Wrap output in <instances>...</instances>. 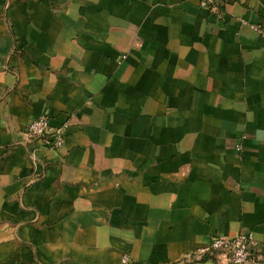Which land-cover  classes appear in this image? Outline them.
Returning <instances> with one entry per match:
<instances>
[{
  "label": "crops",
  "instance_id": "crops-1",
  "mask_svg": "<svg viewBox=\"0 0 264 264\" xmlns=\"http://www.w3.org/2000/svg\"><path fill=\"white\" fill-rule=\"evenodd\" d=\"M264 0H0V264H264ZM45 116L60 147L29 135ZM124 258V260H123Z\"/></svg>",
  "mask_w": 264,
  "mask_h": 264
},
{
  "label": "built area",
  "instance_id": "built-area-1",
  "mask_svg": "<svg viewBox=\"0 0 264 264\" xmlns=\"http://www.w3.org/2000/svg\"><path fill=\"white\" fill-rule=\"evenodd\" d=\"M200 4L215 16H221V10L229 0H199ZM259 34L264 32L257 27ZM27 133L32 136H41L46 147H60L64 141L65 126L52 127L45 116H38L28 124ZM257 241L251 232H240L232 237L213 236L203 247L196 250L200 256L209 252H219L230 260L231 264H259L260 257L254 253ZM124 260V258H123Z\"/></svg>",
  "mask_w": 264,
  "mask_h": 264
}]
</instances>
